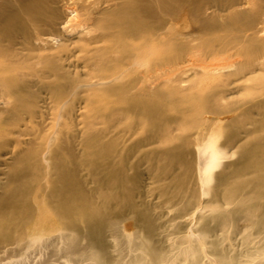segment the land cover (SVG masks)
Returning <instances> with one entry per match:
<instances>
[{
    "label": "bare ground",
    "instance_id": "6f19581e",
    "mask_svg": "<svg viewBox=\"0 0 264 264\" xmlns=\"http://www.w3.org/2000/svg\"><path fill=\"white\" fill-rule=\"evenodd\" d=\"M0 104L26 120L0 135V264H238L212 235L264 231V0H0ZM200 186L166 255L146 215L125 238L136 200L179 219Z\"/></svg>",
    "mask_w": 264,
    "mask_h": 264
},
{
    "label": "rangeland",
    "instance_id": "374dc122",
    "mask_svg": "<svg viewBox=\"0 0 264 264\" xmlns=\"http://www.w3.org/2000/svg\"><path fill=\"white\" fill-rule=\"evenodd\" d=\"M69 73H71L73 75H77V71H74V70H71ZM78 75H79V73H78ZM1 107H2V104H0V109H1ZM19 121H21V122H19ZM9 124H11L12 126ZM25 124H26V120H24V119L19 120V119L10 118V117H9V119H4V122H2L0 124V135L5 133V132L8 135L9 134L14 135L13 134L14 132H19V131L23 133L24 131H22V126ZM2 130H5V132H2ZM55 130H57V125H53L52 127L46 126L44 128V132H47L48 134H50L51 132H53ZM14 136H11V138L13 140H14ZM7 144H8V146L6 145L0 149V154H1L0 155V165H3V166L9 163L8 160H2L3 157L5 156L4 154H7L11 150V147H10L12 144L11 141H7ZM3 166L0 167V178L2 177L1 174L3 172H5L4 170H1L3 168ZM204 189L202 188V186H200V191L198 192V194L193 199L192 206L190 208L186 209L185 211H183V214H185V216H184L185 218L182 217L179 219H177V217L180 216V215H178V213H171V214L166 213V210L163 206L168 204V200H158L156 194H149L143 199L136 200V201H139V205L141 204V206H136V208L132 212H129V215H127V218L133 220L135 225L132 228H127V227L123 226L122 229H123V233H124L125 238L127 240H130L133 237L132 234L134 233V231H142L144 229V225H141V224H142V221L144 219V216L146 215V217L148 218V220L151 223L150 224L151 230H152L151 239L153 238L152 240H153V243L155 244V247L157 249H159V251L164 255L168 251L167 245L169 243L171 244V242H169L168 240L171 241V239H173V236L175 234L181 233V235L186 234L187 236L190 234H193L192 232H194V230L196 228L198 218L201 215V212H203L202 209L205 207L206 201L209 198V196L206 193V190H204ZM220 205H222V204L220 203L217 206H220ZM222 207H225V206L222 205ZM226 207H229V206H226ZM196 209H198V210H196ZM208 210L209 209L207 208V211ZM194 211H195V213H194ZM205 211H206V209H205ZM139 213H141L142 216H140ZM243 216H247V215L244 214ZM243 216H241L239 218V221L237 220L236 223H233L230 226H227L226 228H224L223 229L224 232H217V233L213 234L214 236L212 235L211 239L218 244V246L220 247V249L223 250L225 256L228 259L237 261L238 264H262V263H264V231L256 233L254 228L248 227V224H250V222H247L248 219L245 217L243 218ZM149 218H151V219H149ZM242 219H244V220H242ZM245 220H247V221L245 222ZM179 221H181V222H179ZM243 222L246 224H244ZM168 227H169V229H168ZM188 229L190 231H188ZM189 232H191V233L189 234ZM186 235H184V236H186ZM252 241H253V243H252ZM256 242H257V244H256ZM56 244L57 243H55L53 245V248L54 247L56 248L57 246H59L61 248V244L57 245V246H56ZM82 244L83 245L87 244V241L82 240ZM60 248H58V249H60ZM201 248L205 249V246L201 245ZM55 250H57V249H55ZM37 256H40V257L37 258ZM37 256H36L37 259L34 257L35 261L38 260L39 258H40L39 261L43 260V259H41V258H43V254L38 253ZM254 256H256L258 258H255ZM206 260H208V259H206V258L202 259L201 264H207V263L210 264V262H208ZM24 261H25V263H24ZM29 261L22 260L23 263L21 262V264H28ZM39 261H38V263H39Z\"/></svg>",
    "mask_w": 264,
    "mask_h": 264
}]
</instances>
